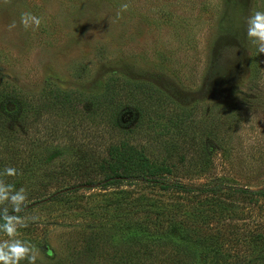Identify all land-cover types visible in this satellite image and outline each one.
Masks as SVG:
<instances>
[{
    "label": "rangeland",
    "instance_id": "374dc122",
    "mask_svg": "<svg viewBox=\"0 0 264 264\" xmlns=\"http://www.w3.org/2000/svg\"><path fill=\"white\" fill-rule=\"evenodd\" d=\"M124 4L127 10L121 9ZM252 10H264V0H0V82L34 107L44 91L57 88L70 99L67 108L75 119L61 120V129L72 131L52 143L45 137L47 117L31 119L26 111L24 118L18 112L10 120L16 135L32 136L23 147L36 154L32 172L7 182L26 190V205L35 203L20 214L27 221L20 238L35 246L37 264H264L262 199L171 196L144 184L71 190L78 182L72 165L78 152L122 138L157 162L174 165L164 175L167 182L199 188L221 179L262 189L264 54L244 40L243 23ZM22 11L41 16L40 28L25 31L19 25ZM13 20L17 27L9 30ZM108 89L127 114L121 130L99 125L98 132L87 120L92 107L86 101L108 96ZM12 100L7 97L4 104ZM177 115L185 117L178 122L184 135L172 127L169 141L161 126ZM92 116L97 119L96 112ZM30 121L33 126L25 132ZM191 134L197 140L193 147L186 146ZM174 142L189 150L184 162L181 149H167ZM53 146L61 147L56 180L42 177ZM66 187L64 196L46 198ZM141 194L165 204L174 221H185L186 231L154 234L151 240L142 232L139 240L128 235L129 218L137 230L151 213L137 211ZM177 201L178 210L171 206ZM206 201L224 208L220 217L187 220Z\"/></svg>",
    "mask_w": 264,
    "mask_h": 264
},
{
    "label": "trees",
    "instance_id": "16d2710c",
    "mask_svg": "<svg viewBox=\"0 0 264 264\" xmlns=\"http://www.w3.org/2000/svg\"><path fill=\"white\" fill-rule=\"evenodd\" d=\"M4 83L0 82V169L4 167H14L18 170V175L32 172L34 159L36 154L34 151L27 150L23 146L30 142L31 135L26 134H15V127L12 125L10 120H15V114L19 112L20 117L24 118L25 112H32L33 118L38 119L40 117H47L48 121L45 125L46 129V140L50 143L53 141H60L61 135L63 132L68 134L72 130L64 131L63 123L65 119H70L71 115L68 112L67 105L70 103V99L66 96V93H62L61 90L57 88H51L47 91H44L43 98L38 106L34 107L32 102L28 98L24 97L22 94H13V88L7 89L3 86ZM110 89H108L109 91ZM108 96L102 95L101 97L96 96L95 98L90 99L88 102V108L92 107V112H96L97 119L95 120L91 114L87 117V120L91 121L94 125L96 131H98L99 125L105 127V129L121 130L124 126L123 121H125L124 111H121V107L113 103L114 94L111 91L107 93ZM7 97H12V101L8 102L10 106L4 104V100ZM18 99V100H17ZM31 99V98H30ZM16 101L19 103V106H16ZM103 103L106 105L103 107ZM117 107V108H116ZM120 107V110H119ZM93 109L95 111H93ZM62 110L65 114H62ZM3 111V112H2ZM21 112V113H20ZM65 115V116H64ZM28 118V117H27ZM26 118V119H27ZM107 119V121L105 120ZM74 121L72 118L70 121ZM109 120V121H108ZM185 122V117L177 115L176 120L174 121L172 117L168 118V123L164 122L162 124V133L167 135V140H171L172 127L176 128L177 136L184 135L183 127L179 125L178 122L182 124ZM33 121L26 123L25 132L33 126ZM71 126V124H70ZM61 127L64 129H61ZM106 132L105 130H102ZM99 132V131H98ZM189 141H186V146L193 147L195 146L197 140L196 135L191 134ZM109 139V138H108ZM107 139L104 140L105 144L98 145L102 141H97L95 144V149H83L78 152L76 159L73 162V171L75 177L78 178L77 184L71 187L73 190L89 188H102L106 189L107 187L120 185V184H144L146 186L152 185L157 186L158 189L170 193L171 196L174 194L183 195L187 198L202 195V196H213L218 197L219 195H231L236 197H245L249 200L262 199L264 201V187L259 190H251L249 188L235 187L229 184H226L221 179H216L211 186H203L199 188H193L191 186L183 185L178 183V181L167 182L165 179L166 174H171L174 171V165L168 164L167 162H157L154 160L150 154L146 152L143 147H138L133 145L125 138L120 139L117 142H107ZM39 142V138L35 140V145ZM177 142L171 143L167 149H181L183 152L179 156L181 162H184L189 154V150L181 147ZM100 146H104L102 149ZM168 146V145H166ZM23 147V148H22ZM53 153L48 154L44 158V167L47 168L42 171V177H47L51 180H56L61 176V147L53 146ZM166 149V150H167ZM207 147L204 148V151L207 152ZM91 150V151H90ZM192 157V156H189ZM56 166H54V163ZM70 171V170H67ZM204 171V169H202ZM16 175V176H18ZM15 176V177H16ZM41 176V175H40ZM8 177L6 181H8ZM69 187L64 189L53 190L46 198L57 199L60 196H64ZM66 191V192H65ZM127 192V191H126ZM140 196V197H139ZM139 197V202L136 204L137 211L151 212L149 216H145V221L138 222V229L135 230L134 224L130 221L126 222L128 229L126 228V233L128 235L133 234L138 236L141 232L147 234L149 240L154 234L162 237H169L178 231H186L185 221H174L170 217V210L166 207L165 204L157 203V201H148V197L145 194H141ZM143 200V201H140ZM189 200V199H187ZM216 201H206L204 204L198 203L194 207V216L187 218L190 222L196 220L211 221V219H218L223 211V207L216 208ZM176 210L179 209L180 202L177 201V204H171ZM169 217L171 219H169ZM192 219V220H191ZM145 222L143 225L142 223ZM130 225V226H129ZM195 231V230H193ZM194 234V233H193ZM183 237L187 239L189 234H183ZM199 246L200 240L198 238L194 239L193 242ZM92 245L89 242V246ZM208 248L214 247L213 242H207ZM142 247L145 248L146 245L142 242Z\"/></svg>",
    "mask_w": 264,
    "mask_h": 264
},
{
    "label": "clouds",
    "instance_id": "9594fccd",
    "mask_svg": "<svg viewBox=\"0 0 264 264\" xmlns=\"http://www.w3.org/2000/svg\"><path fill=\"white\" fill-rule=\"evenodd\" d=\"M127 10V4L121 6ZM120 13H117L119 17ZM244 40L255 49L256 54H264V10H252L244 18ZM42 17L31 11L19 13V25L25 30L40 28ZM17 27V22L9 25V30ZM14 167L0 169V264H37L39 253L29 241L20 238V229L27 226L20 214L26 209L28 194L23 187L8 183L7 177H15ZM35 220V217L31 218Z\"/></svg>",
    "mask_w": 264,
    "mask_h": 264
},
{
    "label": "water",
    "instance_id": "95a60500",
    "mask_svg": "<svg viewBox=\"0 0 264 264\" xmlns=\"http://www.w3.org/2000/svg\"><path fill=\"white\" fill-rule=\"evenodd\" d=\"M34 204H35V203L29 204V205H27L26 207H29V206L34 205Z\"/></svg>",
    "mask_w": 264,
    "mask_h": 264
}]
</instances>
